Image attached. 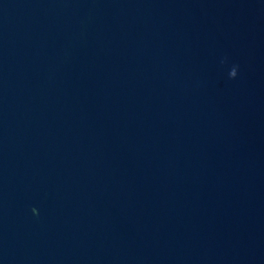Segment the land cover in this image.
Wrapping results in <instances>:
<instances>
[{"label":"water","instance_id":"obj_1","mask_svg":"<svg viewBox=\"0 0 264 264\" xmlns=\"http://www.w3.org/2000/svg\"><path fill=\"white\" fill-rule=\"evenodd\" d=\"M0 264H264V0H0Z\"/></svg>","mask_w":264,"mask_h":264},{"label":"clouds","instance_id":"obj_2","mask_svg":"<svg viewBox=\"0 0 264 264\" xmlns=\"http://www.w3.org/2000/svg\"><path fill=\"white\" fill-rule=\"evenodd\" d=\"M236 76H237V69H236L235 67H233V68L230 70V72H229V77H230L231 79H235Z\"/></svg>","mask_w":264,"mask_h":264}]
</instances>
